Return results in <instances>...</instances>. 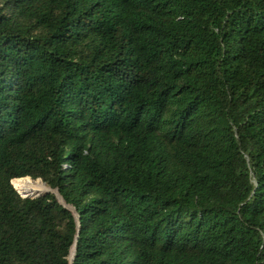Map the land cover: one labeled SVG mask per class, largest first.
Listing matches in <instances>:
<instances>
[{"label":"trees","instance_id":"16d2710c","mask_svg":"<svg viewBox=\"0 0 264 264\" xmlns=\"http://www.w3.org/2000/svg\"><path fill=\"white\" fill-rule=\"evenodd\" d=\"M0 264H264V0H0Z\"/></svg>","mask_w":264,"mask_h":264},{"label":"water","instance_id":"95a60500","mask_svg":"<svg viewBox=\"0 0 264 264\" xmlns=\"http://www.w3.org/2000/svg\"><path fill=\"white\" fill-rule=\"evenodd\" d=\"M29 178H30V177H29ZM32 180H33V179H32ZM36 180L41 181L40 179H36ZM41 182H42V181H41ZM42 184L44 185L45 189H44L43 191H41V192H37V193H20L19 191H17V189H16V191H17L22 197H30V198L36 197V196L41 195V194H44V193H46V192H52V193H54L55 196H56V198L58 199L59 203H61L64 207L68 208L69 210H71V211L74 213L75 222H76V225L78 226V225H79V223H78L79 218H78L77 213H75L74 208H73L71 205L66 204V203L64 202L63 198L61 197V195L59 194V192L57 191V189H51V188L47 187V186L45 185V183H43V182H42ZM74 250H75V247L72 246V248H71V253H70V255H69V260H70V261H71L72 258H73Z\"/></svg>","mask_w":264,"mask_h":264},{"label":"bare ground","instance_id":"6f19581e","mask_svg":"<svg viewBox=\"0 0 264 264\" xmlns=\"http://www.w3.org/2000/svg\"><path fill=\"white\" fill-rule=\"evenodd\" d=\"M36 181H39V180H36ZM39 182L40 183L32 182V181H29V180H24L21 183H19V187L21 189H23V190H30V192H25V193H37V192H41V191H43L45 189V187L42 184V182L41 181H39ZM16 187L18 188L17 183H16Z\"/></svg>","mask_w":264,"mask_h":264},{"label":"rangeland","instance_id":"374dc122","mask_svg":"<svg viewBox=\"0 0 264 264\" xmlns=\"http://www.w3.org/2000/svg\"><path fill=\"white\" fill-rule=\"evenodd\" d=\"M13 185V184H12ZM14 187V186H13ZM15 188V187H14ZM16 189V188H15ZM21 193V192H20Z\"/></svg>","mask_w":264,"mask_h":264}]
</instances>
